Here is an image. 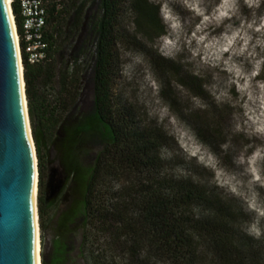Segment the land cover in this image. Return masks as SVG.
Masks as SVG:
<instances>
[{"label":"trees","instance_id":"16d2710c","mask_svg":"<svg viewBox=\"0 0 264 264\" xmlns=\"http://www.w3.org/2000/svg\"><path fill=\"white\" fill-rule=\"evenodd\" d=\"M87 1L71 0L70 11L67 6L59 16L50 13V63L30 65L22 59L37 158L41 264H118L119 250L125 252L127 264H147L141 253L171 264H190L198 257L199 240L206 243L219 264H245L259 240L232 227L248 220L249 214L236 207L234 200L219 195L218 188L162 174L166 163L163 152L174 139L158 127L145 125L117 89L119 46L145 49L156 46L168 33L159 3L99 0L101 14L92 22L96 36L94 112L89 118L76 112L78 69L70 70L62 45L77 37L76 18ZM11 9L19 25L18 0H12ZM152 63L171 76L168 85L173 79L194 98H208L205 80L185 70L184 64L157 51ZM162 93L171 107H176L173 94L167 89ZM213 108L219 117L220 111ZM195 116L188 117L196 135L213 145L220 137L218 129H214L216 135L207 138L209 126ZM90 147L97 151L91 164L85 166L82 157L91 152ZM51 151L66 184L67 200L64 195L60 207L57 198L48 199L46 189ZM196 208H203L207 214H195ZM77 223L80 244L72 254L68 238ZM48 233L55 239L49 259L45 254Z\"/></svg>","mask_w":264,"mask_h":264},{"label":"rangeland","instance_id":"374dc122","mask_svg":"<svg viewBox=\"0 0 264 264\" xmlns=\"http://www.w3.org/2000/svg\"><path fill=\"white\" fill-rule=\"evenodd\" d=\"M151 1L160 4L168 33L156 46L147 45L145 49L119 46L121 71L117 89L145 125L158 127L174 139L163 152L166 163L162 174L218 188L219 195L234 200L236 207L249 214L248 220L238 221L232 228L259 240L245 264H264V0ZM70 2L66 5L68 11ZM100 14V1L88 0L76 18L77 37L62 45L70 70L78 69L80 89L75 110L87 118L94 112L96 36L92 22ZM155 51L201 76L208 98H194L173 79L168 85L171 76L152 63ZM53 88L56 90L57 84ZM164 89L173 94L176 107H171L162 93ZM190 115L209 126L207 138L219 134L213 145L196 135ZM214 129H218L216 134ZM90 148L91 152L82 157L85 166L91 164L97 151ZM49 160L48 174L54 170L53 183L61 186L54 197L60 207L64 205L60 200L66 193L65 178L53 151ZM194 213L207 214L203 208H196ZM78 224L68 238L72 254L80 244ZM54 241L53 234L48 233V259L53 254ZM197 251L196 261L190 264H219L204 241H198ZM124 253H116L118 264H127ZM141 258L147 264H171L144 253Z\"/></svg>","mask_w":264,"mask_h":264},{"label":"water","instance_id":"95a60500","mask_svg":"<svg viewBox=\"0 0 264 264\" xmlns=\"http://www.w3.org/2000/svg\"><path fill=\"white\" fill-rule=\"evenodd\" d=\"M54 172L50 171L46 182L49 200L61 187L53 183ZM37 183V158L10 5L0 0V264H38Z\"/></svg>","mask_w":264,"mask_h":264},{"label":"built area","instance_id":"2783aa9c","mask_svg":"<svg viewBox=\"0 0 264 264\" xmlns=\"http://www.w3.org/2000/svg\"><path fill=\"white\" fill-rule=\"evenodd\" d=\"M69 0H18L19 25L12 13L10 1V12L20 63L22 59L27 60L30 65H45L52 61L53 56L48 36V19L50 13L59 16L65 9Z\"/></svg>","mask_w":264,"mask_h":264},{"label":"bare ground","instance_id":"6f19581e","mask_svg":"<svg viewBox=\"0 0 264 264\" xmlns=\"http://www.w3.org/2000/svg\"><path fill=\"white\" fill-rule=\"evenodd\" d=\"M11 0H8L9 4H10ZM37 262L38 264H40V245H39V240H38V245H37Z\"/></svg>","mask_w":264,"mask_h":264}]
</instances>
